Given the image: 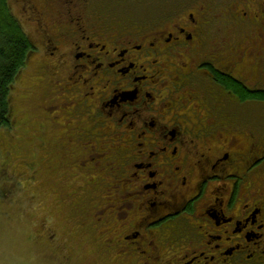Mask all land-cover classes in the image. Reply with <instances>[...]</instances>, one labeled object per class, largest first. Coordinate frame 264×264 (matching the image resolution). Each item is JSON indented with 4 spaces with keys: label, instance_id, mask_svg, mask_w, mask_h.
<instances>
[{
    "label": "flooded vegetation",
    "instance_id": "af4514ba",
    "mask_svg": "<svg viewBox=\"0 0 264 264\" xmlns=\"http://www.w3.org/2000/svg\"><path fill=\"white\" fill-rule=\"evenodd\" d=\"M14 1L26 70L91 145L47 165L49 193L87 201L97 262L264 264V103L243 101L264 92V0Z\"/></svg>",
    "mask_w": 264,
    "mask_h": 264
},
{
    "label": "rangeland",
    "instance_id": "374dc122",
    "mask_svg": "<svg viewBox=\"0 0 264 264\" xmlns=\"http://www.w3.org/2000/svg\"><path fill=\"white\" fill-rule=\"evenodd\" d=\"M9 1L20 24L36 41L22 8ZM148 6L150 13L152 7ZM33 72L40 76L35 60L15 82L10 97L12 126L0 133V264H101L97 261L106 258L103 242L93 243L97 233L90 232L86 222L87 201L75 199L71 207L61 196L49 193L47 163L52 155L57 157L56 165L60 153L66 157L78 146L86 151L91 145L59 103L47 102L50 93ZM260 119L255 120L264 123ZM79 154L80 149L76 157ZM63 162L68 172L74 169L71 160ZM103 173L90 179L91 188L101 186ZM77 186L83 189L84 182L80 180Z\"/></svg>",
    "mask_w": 264,
    "mask_h": 264
},
{
    "label": "trees",
    "instance_id": "16d2710c",
    "mask_svg": "<svg viewBox=\"0 0 264 264\" xmlns=\"http://www.w3.org/2000/svg\"><path fill=\"white\" fill-rule=\"evenodd\" d=\"M16 17L10 6V1L0 0V133L12 126L11 92L18 76L25 72L31 53L36 50L30 34ZM243 96V101H262L264 103V92H247ZM257 107L261 110L260 104L257 103L249 107L256 117L259 116V113H254L253 110ZM257 118L259 119V117ZM260 121L264 122V120ZM252 122L257 123L254 118Z\"/></svg>",
    "mask_w": 264,
    "mask_h": 264
}]
</instances>
